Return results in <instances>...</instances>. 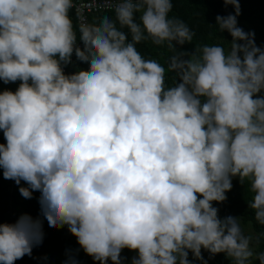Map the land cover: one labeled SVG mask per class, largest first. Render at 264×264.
<instances>
[{
    "label": "clouds",
    "instance_id": "clouds-1",
    "mask_svg": "<svg viewBox=\"0 0 264 264\" xmlns=\"http://www.w3.org/2000/svg\"><path fill=\"white\" fill-rule=\"evenodd\" d=\"M222 2L234 13L209 26L227 47L189 53L173 0H110L113 16L77 26L74 0H0V81L20 82L0 91V170L23 198L39 192L42 217L0 223V264L31 256L44 221L94 264H123L124 249L130 264H192L189 252L207 264L202 250L264 264L240 217L213 206L238 178L264 226V47L237 26L239 0ZM144 41L175 53L171 84ZM73 55L86 70L65 73Z\"/></svg>",
    "mask_w": 264,
    "mask_h": 264
},
{
    "label": "trees",
    "instance_id": "trees-1",
    "mask_svg": "<svg viewBox=\"0 0 264 264\" xmlns=\"http://www.w3.org/2000/svg\"><path fill=\"white\" fill-rule=\"evenodd\" d=\"M239 3L241 14L237 17V23H252L255 19H259L262 25L258 28V33L261 37H264V0H239ZM233 13V7L231 5L225 7L222 0H173V10L170 15L182 19L195 33L192 43H186L177 47L181 51L192 53L195 48L198 49L201 45L215 44V38L226 37L229 34L227 32L220 33L216 27H210L209 25L215 24V17L217 15L225 16ZM103 15L113 16L114 13L111 11L94 13L88 17V24L97 21ZM70 16L74 26H76L72 10L70 11ZM123 30L125 32L128 31L127 29ZM128 40L131 41L130 34L128 35ZM136 47L145 58L157 59L165 66L166 84H171L174 73L168 69L167 65L170 57L175 53L169 50L166 45L158 47L150 41H144L137 44ZM73 61L75 67L71 65L70 68L66 69L65 73H71L77 68L81 70L87 69V65L81 64L75 61V59ZM232 185V189L226 193L227 199L221 203L213 202V206L219 209L218 215L221 218L231 215L240 217L242 221L250 222L255 232L256 253L264 252V226L259 225L255 221L252 210L248 208L252 194L245 185L239 183L238 178L232 179ZM20 186L26 185L21 181ZM18 187L17 185H13L10 188V183L0 186V223H4L6 219L5 211L9 198L15 206L17 218L21 214L27 213L34 219L38 217L42 219L40 216V206L37 202V198L40 195L39 192H33L32 199H25L20 195ZM62 229L64 230L63 234H58V229H49L47 222L44 221L42 243L32 249L31 258L35 261V264H58L59 256L67 259L69 255L74 256L77 264H83L82 259L86 254L80 249L76 238L67 231V227L65 226ZM48 230L50 231L47 232ZM44 231L47 233H44ZM135 255V252H130L127 249L121 252V256L126 258L124 260L128 261ZM202 256L207 264H230V261L223 253L211 256L207 251L202 250ZM51 257L52 260H49ZM53 259L55 260L53 261ZM189 260L192 264H203L202 261L193 259L191 252H189ZM95 264H99V262H95ZM252 264H259V261L253 258Z\"/></svg>",
    "mask_w": 264,
    "mask_h": 264
},
{
    "label": "rangeland",
    "instance_id": "rangeland-1",
    "mask_svg": "<svg viewBox=\"0 0 264 264\" xmlns=\"http://www.w3.org/2000/svg\"><path fill=\"white\" fill-rule=\"evenodd\" d=\"M261 21L259 19H255L252 23H237V26L238 27H241L245 32H248V31H253L255 33V43L257 46H261V47H264V37H261L258 33V28L261 26ZM230 41L231 40V37L228 35L226 37H218V38H215L214 42L215 44H222L225 48L227 47V43L225 41ZM71 65H69L67 67L70 68ZM19 81L15 82V83H9V84H3L2 81H0V91H3L5 89L7 90H11V91H15L16 88L18 87L19 85ZM0 143H5L4 141V138H3V133H2V130H0ZM8 181L10 182L11 180H5L2 176V170H0V186H4V185H8ZM13 185H16L15 183H12V186ZM240 223H241V226H242V229L244 231V233L246 235H249L252 237V247H253V250L254 252L256 253V250H257V245H256V242H255V232L254 230L252 229L251 227V224L250 222L248 221H242L241 218H240ZM50 230H48L47 232H49ZM44 231V233H47ZM64 230L62 228L58 229L57 230V233L58 234H63ZM49 256V255H48ZM47 256V257H48ZM49 260H52V257L51 259ZM55 259H53L54 261ZM65 261L66 259H64L63 257L59 256V259H58V264H65ZM83 264H94L92 258L90 256H84L83 259ZM130 261H131V258H130ZM130 261L128 260H123V264H130ZM14 264H35V261L31 258V256H27L25 255L22 259H19V260H16L14 262ZM108 264H111V261H108Z\"/></svg>",
    "mask_w": 264,
    "mask_h": 264
},
{
    "label": "built area",
    "instance_id": "built-area-1",
    "mask_svg": "<svg viewBox=\"0 0 264 264\" xmlns=\"http://www.w3.org/2000/svg\"><path fill=\"white\" fill-rule=\"evenodd\" d=\"M109 3L110 0H74V8L72 9V12L74 14L76 26L81 23L88 24V17L94 13L110 11L108 9ZM77 35H79V33H77ZM77 43H80L79 40L77 41ZM74 59L75 56L73 55V60ZM67 67L64 68L65 72ZM9 183L11 188L12 183H14V181L11 180ZM5 213L6 219L4 223L15 222V220L17 219L15 214V206L10 201V198L7 201Z\"/></svg>",
    "mask_w": 264,
    "mask_h": 264
}]
</instances>
